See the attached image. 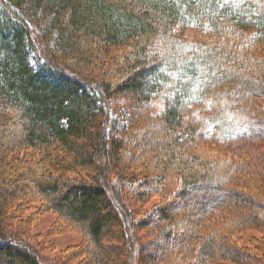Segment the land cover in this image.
<instances>
[{"label": "trees", "instance_id": "1", "mask_svg": "<svg viewBox=\"0 0 264 264\" xmlns=\"http://www.w3.org/2000/svg\"><path fill=\"white\" fill-rule=\"evenodd\" d=\"M263 139L264 0H0V264H43L27 230L46 209L102 264H264L240 158Z\"/></svg>", "mask_w": 264, "mask_h": 264}, {"label": "rangeland", "instance_id": "2", "mask_svg": "<svg viewBox=\"0 0 264 264\" xmlns=\"http://www.w3.org/2000/svg\"><path fill=\"white\" fill-rule=\"evenodd\" d=\"M191 32H193L192 28L185 29L183 31V33L189 37H192V35H190L192 34ZM32 35L37 39V41L40 40V36L35 31V29H32ZM38 57H40V55ZM34 65L35 60H31V66ZM126 104L127 102L123 96L111 99L110 101L112 110L109 111V118L111 120L109 122L108 132L113 136L119 137L120 135H123V132L128 126L129 118H126V115L124 114L125 112L122 108ZM8 116L10 121L5 123L6 125L4 126V129L8 130L7 132L17 130L20 125V120L16 115L11 113H9L6 117ZM124 134L126 136V133ZM245 142V144H242L245 146L243 148V153L245 152L248 156L245 154L240 155L242 163L241 166L249 168L248 170L252 175L248 177V180L254 182L260 197H264V172H262L264 171V139L255 142L251 140ZM205 144H207V146H202L207 149L208 155H211L209 151L212 150V145L210 143ZM202 146H199V153L206 151ZM38 151L39 150H35V148L34 150L33 148H24L18 151L16 155L20 156V158H25V160H28L29 157H31L30 155L35 156V152L38 153ZM235 154L236 153L229 154L228 157L233 158ZM219 158L221 161H224L222 157ZM140 163V160L134 162L135 165ZM175 178L170 177L169 182L176 188L177 179ZM160 195H163V193ZM159 197L160 196L152 197L153 199H151L149 202H146V204L143 206L137 202H134V200H128V205L130 207L132 205L134 209L136 208V213L139 215L143 208H150ZM124 201L126 205V200ZM35 209H37L36 206ZM68 225L70 224H67L64 219H61L53 211L47 209L45 211H41L39 215H37L36 218L29 223L27 235L33 244L37 246L38 256L40 257L43 264H102L101 259L97 258L96 255H94L93 259H90L88 246L86 250H84L82 247L81 249L78 248L79 244H81L83 239H85L83 232L76 228V226L70 225V227ZM246 232H248V230H246L245 233ZM258 234L259 231L257 230H252L247 233L248 237H256ZM240 242L241 244H247V239L242 238ZM251 243L254 245V241ZM68 253H71L72 256L69 257L67 255ZM67 257H69V259H66Z\"/></svg>", "mask_w": 264, "mask_h": 264}]
</instances>
